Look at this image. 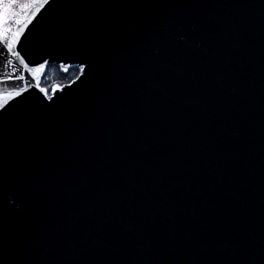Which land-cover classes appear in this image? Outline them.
<instances>
[{
    "label": "water",
    "instance_id": "water-1",
    "mask_svg": "<svg viewBox=\"0 0 264 264\" xmlns=\"http://www.w3.org/2000/svg\"><path fill=\"white\" fill-rule=\"evenodd\" d=\"M20 29L29 67H89L0 111V264H264V0H49Z\"/></svg>",
    "mask_w": 264,
    "mask_h": 264
},
{
    "label": "snow or ice",
    "instance_id": "snow-or-ice-1",
    "mask_svg": "<svg viewBox=\"0 0 264 264\" xmlns=\"http://www.w3.org/2000/svg\"><path fill=\"white\" fill-rule=\"evenodd\" d=\"M49 3V0H0V44L4 45L3 51L7 54L19 60L20 65L23 66L24 71H27L32 78L34 83H29L25 80L23 72H19L18 69L13 65V60L9 59L5 64V70L0 72V84H9L16 81H23L26 87H18L12 89L11 91L0 92V111L5 110L8 102L13 99L20 97L23 93L29 91L31 88L35 87L45 99L52 101L54 95L57 91H63V87L53 86V95H49V90L45 87L40 86L41 74L46 70L49 64L48 60H44L42 63L37 64L35 67H29L25 59L16 50L15 44L19 41L20 36V25L24 24L26 26L31 23V19L35 18V14L40 10V8ZM24 15L25 19L23 21L18 19V16ZM13 23L17 26V31L13 33L12 25ZM12 66V70L8 71V67ZM89 66L85 63H81L78 69L75 65L68 62H62L59 64V69L65 75L72 74L70 76V83L66 86L71 88L73 84L81 81L84 76L87 75V68Z\"/></svg>",
    "mask_w": 264,
    "mask_h": 264
},
{
    "label": "trees",
    "instance_id": "trees-1",
    "mask_svg": "<svg viewBox=\"0 0 264 264\" xmlns=\"http://www.w3.org/2000/svg\"><path fill=\"white\" fill-rule=\"evenodd\" d=\"M75 70L77 69L75 68L74 71ZM71 75L72 74L65 75L56 65L52 64L46 67V71L40 81V85L49 89L54 84H66L70 82Z\"/></svg>",
    "mask_w": 264,
    "mask_h": 264
}]
</instances>
